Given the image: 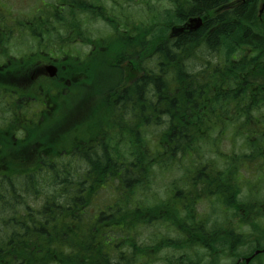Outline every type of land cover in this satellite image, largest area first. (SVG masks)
I'll return each mask as SVG.
<instances>
[{
    "label": "clouds",
    "instance_id": "obj_1",
    "mask_svg": "<svg viewBox=\"0 0 264 264\" xmlns=\"http://www.w3.org/2000/svg\"><path fill=\"white\" fill-rule=\"evenodd\" d=\"M256 248L264 0H0V264Z\"/></svg>",
    "mask_w": 264,
    "mask_h": 264
},
{
    "label": "trees",
    "instance_id": "obj_2",
    "mask_svg": "<svg viewBox=\"0 0 264 264\" xmlns=\"http://www.w3.org/2000/svg\"><path fill=\"white\" fill-rule=\"evenodd\" d=\"M260 248L254 249L248 256H250L255 250H258ZM246 256V257H248ZM249 264H264V252H259L258 254L254 255Z\"/></svg>",
    "mask_w": 264,
    "mask_h": 264
},
{
    "label": "water",
    "instance_id": "obj_3",
    "mask_svg": "<svg viewBox=\"0 0 264 264\" xmlns=\"http://www.w3.org/2000/svg\"><path fill=\"white\" fill-rule=\"evenodd\" d=\"M51 70L53 71V69H51ZM258 251H264V248H262L261 250H256V251H254V253H253L252 255L258 253ZM250 258H251V257H247V258H245V259H244V264H248Z\"/></svg>",
    "mask_w": 264,
    "mask_h": 264
},
{
    "label": "flooded vegetation",
    "instance_id": "obj_4",
    "mask_svg": "<svg viewBox=\"0 0 264 264\" xmlns=\"http://www.w3.org/2000/svg\"><path fill=\"white\" fill-rule=\"evenodd\" d=\"M51 69H53V71H52ZM49 74L54 75V74H55V69L50 67V68H49ZM249 263H250V262H249Z\"/></svg>",
    "mask_w": 264,
    "mask_h": 264
}]
</instances>
